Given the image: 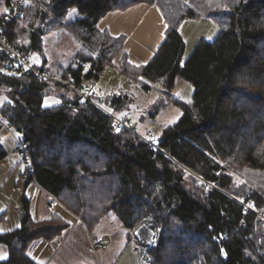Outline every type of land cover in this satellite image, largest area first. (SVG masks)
<instances>
[{
    "label": "trees",
    "instance_id": "trees-1",
    "mask_svg": "<svg viewBox=\"0 0 264 264\" xmlns=\"http://www.w3.org/2000/svg\"><path fill=\"white\" fill-rule=\"evenodd\" d=\"M139 3H156L166 23L162 43L142 64L128 59L124 36L98 28L106 13ZM71 8L80 17L65 26L83 48L57 67L61 82L5 72L12 59L0 51V95L8 97L1 116L29 144L34 174L26 183L34 180L88 228L113 214L129 232L148 217L159 227L149 264H264V0H24L7 35L42 54L44 34L60 28ZM203 16L220 30L183 59L179 27ZM112 64L145 90L157 84L170 93L178 77L192 84L190 100L175 102L179 119L156 142L117 124L115 113L131 109L129 93L106 95L101 108L71 91ZM48 95L59 103L43 106ZM167 102L158 96L153 112ZM7 155L0 142V162ZM29 203L24 196L18 227L0 231L8 251L0 264H41L29 246L70 227L56 212L33 218Z\"/></svg>",
    "mask_w": 264,
    "mask_h": 264
},
{
    "label": "rangeland",
    "instance_id": "rangeland-1",
    "mask_svg": "<svg viewBox=\"0 0 264 264\" xmlns=\"http://www.w3.org/2000/svg\"><path fill=\"white\" fill-rule=\"evenodd\" d=\"M71 34L73 35V33ZM71 34L69 35L71 36ZM55 37L57 36L55 35ZM52 38L54 36H49L48 42L50 44ZM74 48L67 51L65 57L68 60L72 59V54L78 50L79 45L74 46ZM50 68L55 72L57 70L56 67ZM115 84H119L123 90H127V93L133 98L131 109L128 112L115 113L116 118L125 121L130 130L151 142H156L162 130L173 125L179 119L181 109L175 102L187 103L192 95V84L186 81L183 83L176 82L170 93L162 94L161 88L157 84H152L150 90H145L138 84H132V80L113 65L105 66L99 79L87 85L93 86L94 93L103 98L114 93L116 87L113 86ZM82 91L87 92L86 87ZM178 92H180V99L173 94H178ZM158 96L168 97L169 102L166 103V107L161 108L156 113L153 112V103L156 102ZM4 100V96H0V105ZM58 103L59 99L55 95H48L43 99V106L45 107L54 106ZM150 113H153L154 116H151ZM0 137L3 138L2 144L8 151L7 157L0 162V230L3 228L13 229L20 225L23 211L22 198L25 196L29 199V209L33 218H41L49 216L52 212H58L70 223V227L56 237V241L61 244L62 249H68L71 246L70 242H75L74 248L71 249L72 260H67L68 264L150 263L149 247L144 252L145 255L147 252V259H138L139 252L137 253L135 249L138 241L132 237V230L137 227L142 219L129 232L118 217L113 214L105 215L96 226L88 228L57 199L47 196L45 190L40 186L33 181L26 183L20 179L23 170V158L21 155L12 154V150L17 146L18 132L14 128L8 130L5 125H2ZM143 221L146 222L147 220L143 219L139 225ZM137 231L136 233H138ZM158 232L159 227L156 225V238L152 243L153 245L157 242ZM128 233L130 237L127 236ZM55 245L56 242L51 246V254ZM137 250L139 249L137 248Z\"/></svg>",
    "mask_w": 264,
    "mask_h": 264
},
{
    "label": "crops",
    "instance_id": "crops-1",
    "mask_svg": "<svg viewBox=\"0 0 264 264\" xmlns=\"http://www.w3.org/2000/svg\"><path fill=\"white\" fill-rule=\"evenodd\" d=\"M4 8L5 5L0 7V13L3 12ZM79 17L80 14L78 13V11L75 8H71L64 16L63 24L60 28L44 34L43 53L39 54L35 51L37 53V57L40 60L37 65L47 68H57L61 65H68L74 59L75 54L83 48V43L75 35H72L70 33V31L65 26V23L73 21ZM98 28L100 31L107 32L111 36H124L125 51L128 59L133 63L142 64L147 62L152 57L154 52L162 43L165 37L164 32L166 23L163 19L160 8L156 3H139L126 10H115L106 13L99 20ZM219 30L220 28L218 24L208 16H203L200 19L183 20L179 27V32L181 33L185 41V51L183 54V59L189 55L193 47L201 39L212 40L218 34ZM69 34H71V36ZM55 35L57 37H55ZM49 36H54V38L51 39V44L48 42ZM77 45H79L78 50L74 54H72V59L68 60V58L65 57V55H67V51L69 49H75L74 46ZM113 67H116V65H113ZM131 80L132 84H137L133 79ZM184 81L185 80L181 77H178L177 79V82L179 83H183ZM113 87H116L114 88V93H118L119 91L128 92L127 90H123L119 84H115V86ZM90 91H94L93 86ZM179 93L180 92H178V94H173L175 97H178V99H180ZM0 96H4L5 98L3 103L8 100V97L6 95L1 94ZM0 142L3 143V138L1 137ZM52 213H50L49 216L34 218L37 220L47 219L51 216ZM8 229L9 228H3L0 231H6ZM56 240L57 238L51 241L37 239L29 246L28 254L41 264H68L67 260H72L71 249L74 248L75 242H70L71 246L68 248V250L62 249L61 244L57 243ZM55 242L56 245L51 254V246L55 244ZM7 253L8 251L6 246L0 243V259L5 258L7 256Z\"/></svg>",
    "mask_w": 264,
    "mask_h": 264
},
{
    "label": "built area",
    "instance_id": "built-area-1",
    "mask_svg": "<svg viewBox=\"0 0 264 264\" xmlns=\"http://www.w3.org/2000/svg\"><path fill=\"white\" fill-rule=\"evenodd\" d=\"M23 1L24 0H10L9 4L6 6V8L9 9V11L7 13L3 12V16L0 19V51L5 52L12 59L11 62L5 67L4 71L9 73V74H14V75H20L24 72H31V73L37 75L41 80H44L48 83L54 84V83L61 82L57 73L55 71H53L51 68H47L44 66L37 65L40 60L37 57V53L33 49H29V50L20 49L9 39V37L7 35L9 25L12 22H14L16 19L20 18L23 14V10H22ZM70 88H71V91L85 97L86 99L90 100L95 105H97L98 107L102 108V106L105 103V101H104L105 97L93 99L88 95L87 92L90 91L92 88L91 85L86 86L87 92H83L82 89L76 88V87H70ZM117 124L118 125H121V124L126 125V122L123 120L117 119ZM0 125L1 126L5 125V127L8 130H10L12 128L10 126V124L5 119L2 118L1 106H0ZM16 141H17V146L12 150V154H15V155L18 154V155L22 156V158H23V170H22V173L20 175V179L22 181L28 182L30 180V178L33 177V174H34V166L32 164V160H31L29 144L26 142H23L19 138H16ZM152 145L154 146L155 149L157 148V146L155 144L152 143ZM33 182L35 183L34 180H33ZM35 184L38 185L37 183H35ZM46 195L49 197H53L51 194H49L47 192H46ZM143 219L149 220V218H147V217H145ZM141 221H140V223H141ZM139 224L137 225V227L139 226ZM137 227H135L132 230V237L134 240L138 241V245H136V247H135V249L138 253L137 248L142 247L144 241L141 239L140 234H137L135 232ZM152 245L153 244L149 245L148 247L150 248ZM138 259H145L146 260L147 259V252H146L145 257H140L138 255Z\"/></svg>",
    "mask_w": 264,
    "mask_h": 264
},
{
    "label": "bare ground",
    "instance_id": "bare-ground-1",
    "mask_svg": "<svg viewBox=\"0 0 264 264\" xmlns=\"http://www.w3.org/2000/svg\"><path fill=\"white\" fill-rule=\"evenodd\" d=\"M147 221L143 223V225L141 226V228H139L137 231V234H140L141 239L144 241L143 242V246L138 248V252H139V256H143L145 257V250L147 249V247L149 245H151L156 238V225L151 222L148 221V219H146ZM154 233V235H153Z\"/></svg>",
    "mask_w": 264,
    "mask_h": 264
},
{
    "label": "snow or ice",
    "instance_id": "snow-or-ice-1",
    "mask_svg": "<svg viewBox=\"0 0 264 264\" xmlns=\"http://www.w3.org/2000/svg\"><path fill=\"white\" fill-rule=\"evenodd\" d=\"M8 11H9V9H7V8H4V9H3V12H4V13H7ZM209 39H210V37H209ZM153 235H154V233H153Z\"/></svg>",
    "mask_w": 264,
    "mask_h": 264
},
{
    "label": "water",
    "instance_id": "water-1",
    "mask_svg": "<svg viewBox=\"0 0 264 264\" xmlns=\"http://www.w3.org/2000/svg\"><path fill=\"white\" fill-rule=\"evenodd\" d=\"M150 220V219H149ZM151 221V220H150ZM151 222H153V221H151ZM154 223V222H153ZM155 224V223H154ZM156 225V224H155ZM148 258L150 259V256H148Z\"/></svg>",
    "mask_w": 264,
    "mask_h": 264
}]
</instances>
